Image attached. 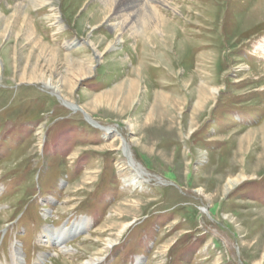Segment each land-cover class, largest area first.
I'll return each mask as SVG.
<instances>
[{"label":"rangeland","instance_id":"1","mask_svg":"<svg viewBox=\"0 0 264 264\" xmlns=\"http://www.w3.org/2000/svg\"><path fill=\"white\" fill-rule=\"evenodd\" d=\"M165 1L0 0V264H264V0Z\"/></svg>","mask_w":264,"mask_h":264},{"label":"bare ground","instance_id":"2","mask_svg":"<svg viewBox=\"0 0 264 264\" xmlns=\"http://www.w3.org/2000/svg\"><path fill=\"white\" fill-rule=\"evenodd\" d=\"M16 1H17V7L22 11V10L28 9V8H30L32 10H37V9L43 10L47 7L54 9L56 2L59 0H16ZM102 1H103V5L102 4L101 5L104 8H113L114 6L117 5V8L119 10H121V11H119L120 16L122 18H125L123 20L125 23H127L129 21L130 17H134L137 15H139V16L142 15L144 17H147L149 20V18H150L149 14L151 13L150 10L153 11L155 8H157L155 5L168 7V3L165 0H102ZM143 1H145V2H143ZM148 7H151V8H148ZM133 11H134V13H130ZM122 12H123V15H122ZM124 12L126 14H124ZM124 22H123V24H124ZM123 24H118V25H123ZM162 24L164 26V22L158 21L159 26H162ZM166 25L167 24H165L164 28L166 27ZM167 28H168V26L166 27V29ZM95 29H93V30H95ZM163 33H164V31L162 29L160 31V34H159V36L161 38L163 37ZM153 39L157 40L156 37H154ZM175 41H176V39H175ZM162 42L163 41H161V43ZM158 48H160V47L158 46ZM98 57L100 58V57H102V55H98ZM62 85H63L62 83H60L58 85H54L51 81H47L45 83V86L49 90H51L53 92V94H55V95H59L61 93ZM218 92H219L218 90H213L214 94H218ZM61 98H62V96H61ZM66 106H68L71 109H74L76 111L77 110H83V109H80L79 107H77L75 104H72V103L66 104ZM83 111L85 112V110H83ZM104 130L107 134L111 133L108 129H104ZM134 163L133 162L130 163V165L128 167L131 172L135 173L132 177V186L133 187L142 186L144 183H146L145 180L147 177L145 176L141 167L138 166L137 164H134ZM235 183H239V181H233V182H229L227 184V186L225 187V190H224V195L228 194L230 191H232L233 187L236 185ZM90 225H91V221L89 219L81 218L80 220L74 221L71 227H66V228L63 227L61 229H53V228L48 227L44 230L45 238L47 240L46 242L48 244L53 243L54 246H56L60 249V253H62L63 255L73 257L72 256L73 252H71L69 250V248L67 246H65L66 242L69 241L73 236L81 234L84 230L88 229V227H90ZM41 259H43V258L42 257L38 258V260L36 261L35 264H40ZM94 261H96V260H94ZM94 261L93 260H90L87 262L84 261L83 264H94ZM12 262H13V264H21V261L19 258V249H17V248H14V253L12 255ZM136 262H137V264H140L141 258H137Z\"/></svg>","mask_w":264,"mask_h":264}]
</instances>
